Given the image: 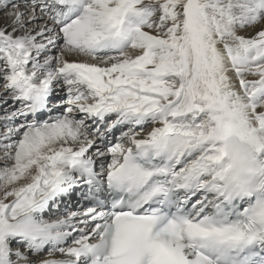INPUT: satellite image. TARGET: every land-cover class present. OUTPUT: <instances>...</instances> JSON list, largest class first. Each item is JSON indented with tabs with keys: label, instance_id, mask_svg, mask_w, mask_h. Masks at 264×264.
Here are the masks:
<instances>
[{
	"label": "snow or ice",
	"instance_id": "snow-or-ice-1",
	"mask_svg": "<svg viewBox=\"0 0 264 264\" xmlns=\"http://www.w3.org/2000/svg\"><path fill=\"white\" fill-rule=\"evenodd\" d=\"M0 109V264H264V0H0Z\"/></svg>",
	"mask_w": 264,
	"mask_h": 264
},
{
	"label": "rangeland",
	"instance_id": "rangeland-1",
	"mask_svg": "<svg viewBox=\"0 0 264 264\" xmlns=\"http://www.w3.org/2000/svg\"><path fill=\"white\" fill-rule=\"evenodd\" d=\"M5 107H7V106H5ZM3 109H0V111H2Z\"/></svg>",
	"mask_w": 264,
	"mask_h": 264
}]
</instances>
